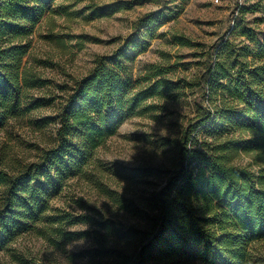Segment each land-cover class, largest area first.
Segmentation results:
<instances>
[{"label": "trees", "instance_id": "trees-1", "mask_svg": "<svg viewBox=\"0 0 264 264\" xmlns=\"http://www.w3.org/2000/svg\"><path fill=\"white\" fill-rule=\"evenodd\" d=\"M53 1L0 0V125L27 81L25 40ZM160 20L148 13L137 28ZM241 42L221 36L211 46L199 83L207 104L183 129L164 182L132 207L140 221L93 219L86 254L97 264H246L247 244L264 237V46L254 52ZM141 44L137 38L98 58L61 103L52 145L24 171H0V250L45 214L51 191L81 172L133 106L169 90L157 81L128 100L124 61ZM241 153L251 163H236Z\"/></svg>", "mask_w": 264, "mask_h": 264}, {"label": "rangeland", "instance_id": "rangeland-1", "mask_svg": "<svg viewBox=\"0 0 264 264\" xmlns=\"http://www.w3.org/2000/svg\"><path fill=\"white\" fill-rule=\"evenodd\" d=\"M151 12L160 14V22L137 28ZM243 27L248 37L239 35ZM221 36L254 52L264 46V0L53 1L25 40L27 81L0 125V171L14 176L36 161L54 142L59 107L77 81L98 58L134 39L143 44L130 47L124 61L128 100L157 81L169 90L160 88L133 106L81 172L51 191L45 214L0 250V264H97L86 254L93 247L87 234L93 219L140 221L132 207L164 182L183 129L207 104L200 77ZM235 161L251 163L243 153ZM247 252L246 264H264V237L250 241Z\"/></svg>", "mask_w": 264, "mask_h": 264}]
</instances>
